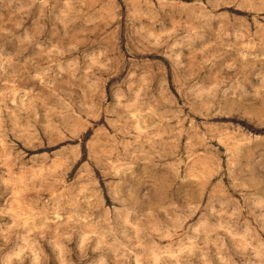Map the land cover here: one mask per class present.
Returning <instances> with one entry per match:
<instances>
[{
  "label": "rangeland",
  "instance_id": "rangeland-1",
  "mask_svg": "<svg viewBox=\"0 0 264 264\" xmlns=\"http://www.w3.org/2000/svg\"><path fill=\"white\" fill-rule=\"evenodd\" d=\"M0 264H264V0H0Z\"/></svg>",
  "mask_w": 264,
  "mask_h": 264
}]
</instances>
